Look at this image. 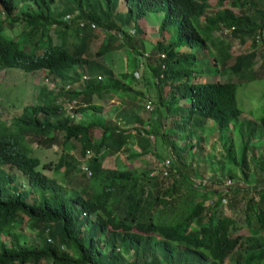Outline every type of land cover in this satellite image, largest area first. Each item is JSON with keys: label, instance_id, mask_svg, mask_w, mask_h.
<instances>
[{"label": "trees", "instance_id": "trees-1", "mask_svg": "<svg viewBox=\"0 0 264 264\" xmlns=\"http://www.w3.org/2000/svg\"><path fill=\"white\" fill-rule=\"evenodd\" d=\"M214 4L210 0H0V71L43 70L54 83L52 89L41 87V98L9 121L1 118L0 108V264H264V185H250L246 156L247 150L256 152L252 161L257 170L261 168L264 131L253 119L237 123L242 111L236 83L208 79L218 75L219 67L195 52L191 59L201 65L182 70L176 51L178 46L207 50L212 31L223 33L234 27L230 34L243 42L250 39L251 50L225 67L243 74L253 59L264 58V0ZM161 6L165 9L162 34L150 41L155 50L147 53L141 50L145 44L139 36L144 31L137 20ZM201 16L206 36L193 24ZM172 25L177 36L168 42L164 31ZM14 26H22L17 37L6 32ZM129 43L140 47L138 55L156 78L155 97L138 70L113 73L102 60ZM38 49L40 53L35 52ZM67 98L75 99L77 107L66 108ZM110 99L119 102L117 120L105 115V107L112 106ZM118 117L130 127H122ZM209 120L215 121L223 158L233 168L229 184L224 178L219 181L222 188L202 172L204 163L193 158L192 149L202 146L192 142L191 135L207 129ZM260 121L264 125V117ZM235 125L244 140L240 155L232 140ZM132 130L141 137L152 136L155 147L162 143L168 149L169 156L158 157L170 158L165 175L160 170L135 173L129 165H103L105 158L134 140ZM72 141L78 144L77 154L71 153ZM31 142L56 146L58 159L43 162L30 155L27 149L32 148L25 145ZM188 150L192 157L185 156ZM138 152L152 153L147 147ZM13 167L28 185L17 178ZM74 171L100 189L88 182L80 186ZM194 178L206 182L195 186ZM71 184L78 186L70 188ZM224 205L234 217L223 212ZM238 221L248 227V235L230 234ZM25 228L35 236L28 238Z\"/></svg>", "mask_w": 264, "mask_h": 264}, {"label": "rangeland", "instance_id": "rangeland-1", "mask_svg": "<svg viewBox=\"0 0 264 264\" xmlns=\"http://www.w3.org/2000/svg\"><path fill=\"white\" fill-rule=\"evenodd\" d=\"M216 0H210V4L215 5ZM122 3V2H121ZM120 3V4H121ZM119 9H124L123 6H119ZM214 7V6H212ZM216 7V6H215ZM165 9L163 6H161L158 10H155L154 12L148 13L144 18L138 19L137 24L143 28L144 34L143 36L140 35V39L143 40L145 46L141 48V50H145V52L149 53L150 50L153 49L149 43L152 40H155L157 38H160L162 31L159 30L161 20L164 16ZM207 13H211V10L207 11ZM193 24L196 26L198 31L202 36H206V29L204 27V16L199 17V19H193ZM22 30V26H14L13 28H6V32L12 36L17 37L19 32ZM166 38L169 40L168 42H171L176 39L177 31L176 26L172 25L168 31H164ZM137 38V37H136ZM30 44V43H29ZM250 39L246 38L245 41H240L239 38H234L231 34L223 35L219 30H214L211 32V36L208 42L209 48L207 50H196L194 48H188L185 46H178L176 47L177 51V57L179 58V65L182 66L183 69H189V68H195L201 65L200 61H195L191 59L192 53L199 54L200 57H208L211 61V63L217 67H219L218 75H212L209 76L208 79L212 80H230L236 83V99L237 104L240 107L241 115L237 119V123H244L247 118L253 119L255 121H258L259 124V130L264 131V125L260 121L262 117H264V63L263 59L259 56H257L255 59H253L247 67V69L243 70V74L233 71L232 68L225 67V65H231L236 56L240 54H245L251 50V47L249 46ZM92 48H95V44H92ZM140 48V47H139ZM138 47L133 45L132 43H129L128 45H125L120 50H115L112 52L106 53L102 60L108 65L113 73L120 72V71H127V72H136L139 71L138 75L140 74L141 77H145L147 82V87L150 88L152 97H155L156 95V86H155V76L151 72V69L149 66L143 62L142 56L138 55ZM36 53H40L39 49L35 51ZM251 53V52H250ZM137 56L138 58L136 60L130 59L132 56ZM216 57V59H215ZM134 58V57H133ZM215 59V61H214ZM215 62V63H214ZM204 65V64H203ZM136 74V73H135ZM251 80H248V77L254 76ZM45 78L48 79V81L45 80ZM202 80V79H198ZM54 83L52 79L49 77V74L45 73L43 70H37V71H24L20 68H4L0 71V108L2 110V116L1 118L3 120L9 121V119L14 116L21 113L22 108L24 106L32 107L33 103L38 101L39 97L41 96V91L39 90L41 87L47 86L48 88L53 87ZM139 86L135 87L138 88ZM141 88L145 89L141 86ZM140 90V89H135ZM145 92V90H144ZM145 94H147L145 92ZM41 98V97H40ZM108 107V106H107ZM105 107V110H107L105 115L113 120H117V117L112 113L113 111H117L113 107V109ZM80 118V114H77V117L75 120H78ZM121 122V120H120ZM122 123V122H121ZM238 123V124H239ZM209 124V125H208ZM207 129H198L196 133L191 135V141L194 143H200L202 146V149L200 146L196 144L195 148L192 149V152L194 153V159L195 161H198L200 163H204L203 166L200 165L202 168V172L205 173L206 177L208 179L216 180L217 187L222 188V184L219 183L223 180V178L226 181L228 180V173L230 170H233L226 161L224 160V149L221 145L222 139L220 140L218 138L219 131L217 129V125L215 121L209 120ZM211 127V128H210ZM213 129V130H212ZM213 131V132H212ZM232 140L234 141V144L238 150V155H240V144L242 145L244 143V140L241 137L240 127L237 125L232 127ZM212 132L211 136L209 137L208 133ZM136 134V133H135ZM264 136V135H263ZM148 137V138H147ZM171 138V137H169ZM152 136H142L141 139H139V145L142 147H148L149 150L152 151V153L148 154H136L137 156L133 158V164L135 165L134 171L135 173L141 172L143 170L147 169H153L154 171L160 170L162 160H159L158 157H167L169 156L168 149L162 145H158L155 147L153 142ZM219 139V140H218ZM145 140V141H144ZM180 142V141H179ZM73 149L72 153L77 154V148L78 144L76 141H72ZM136 143L131 141L124 149H122L119 153L112 157H107V160H104L103 164L108 165L110 168H117L123 166H127L128 162L125 160L124 156L129 155L130 153H136L140 150V152L143 151V148L140 149L137 147ZM195 145V144H194ZM26 149L28 146H31V150L27 149L29 154L32 156H39L43 162L53 161L58 159V151L56 146H52L50 148H45L43 146H38L31 142V145H25ZM133 147L139 149L136 151V149L133 150ZM179 149V148H178ZM135 151V152H134ZM191 150H188L185 153V156L192 157ZM257 153H250L249 150L246 151V156L249 161V167H250V177H249V183L251 184H258L259 186L264 185V161L260 162V169H256L254 167V163L252 161V155H256ZM157 155V156H156ZM187 161V159H186ZM124 163V164H123ZM12 171L17 172V178L24 183V185H28L25 180V176L16 171L14 168ZM49 176H60L59 174L55 175L56 173L52 171H44ZM74 175L78 174V172H73ZM238 178L240 179L239 175ZM77 179H79L78 182H81L80 186L82 184H85L88 182L89 177H84L80 174L75 176L74 181L76 182ZM222 179V180H221ZM62 182V181H61ZM240 185H243V181L240 180L238 182ZM90 184L91 188L94 189H100V185H97L90 180L88 182ZM70 188H74L78 185H68ZM79 192V189H76ZM74 191H70L72 193ZM199 194H197L198 196ZM209 199H211V196H208ZM210 202V201H208ZM183 206H180V208ZM223 212L229 216L234 217V211L230 210L227 206L224 205ZM172 221V214L168 217V222ZM25 233L28 235V238L35 236V232L30 231L29 229H24ZM231 235H248L249 229L248 227L243 224L241 221H238L235 227H233L230 230ZM226 264H228V261H226Z\"/></svg>", "mask_w": 264, "mask_h": 264}, {"label": "built area", "instance_id": "built-area-1", "mask_svg": "<svg viewBox=\"0 0 264 264\" xmlns=\"http://www.w3.org/2000/svg\"><path fill=\"white\" fill-rule=\"evenodd\" d=\"M233 29H234V27H231L229 29H224L223 30V35L230 34ZM256 38L259 39V36L256 35ZM45 80L48 81L47 78H45ZM65 107L68 108V109H74V108L77 107V101L75 99H73V98H71V99H68L67 98V99H65ZM71 116H73V113H71ZM169 166H170V158L164 159L162 161L161 167H160L161 173L165 175L167 173L168 169H169ZM155 172L156 171H153L152 174L155 173ZM205 182L206 181L205 180H202V179H197V178H194L193 179V184L195 186L199 185L200 183L203 184ZM225 183L226 184H229V181H226Z\"/></svg>", "mask_w": 264, "mask_h": 264}, {"label": "crops", "instance_id": "crops-1", "mask_svg": "<svg viewBox=\"0 0 264 264\" xmlns=\"http://www.w3.org/2000/svg\"><path fill=\"white\" fill-rule=\"evenodd\" d=\"M109 103H110V105H112V106H110V107H112V109H113V107H117L118 105H119V102L118 101H116V102H114L112 99H110V101H109ZM109 106H108V108H110ZM119 107V106H118ZM107 110H105V112H106ZM118 112V110L115 112V111H113L112 113L115 115L116 113ZM116 116V115H115ZM120 120H121V122H120ZM118 121H119V124L121 125L122 124V127H130V126H127V125H124V121L122 120V119H120V117H118ZM132 133H134L133 135H134V140H132L133 141V144H134V142L136 143V145H137V147H139L140 149H142L143 147L141 146V145H139V139H141V136H139V135H137V134H135L136 132H134V130H132ZM131 141V140H130ZM145 141V140H144ZM131 143V142H130ZM135 145V146H136ZM146 148V147H145ZM148 148V147H147ZM134 149H136V151H138L139 149H137V148H135V147H133V150ZM149 149V148H148ZM121 151V150H120ZM119 151V152H120ZM140 151V150H139ZM135 152V151H134ZM71 153H72V150H71ZM150 153V152H149ZM138 154H140L139 152H136V153H133V155H131V153L129 152V155H127V156H124V158H125V160H127V162H128V165H129V167H133V168H135V165L133 164V158L134 157H136ZM144 154H146V153H144ZM114 155H116V154H114ZM114 155H111V156H108V157H112V156H114ZM104 160H107L108 161V159L107 158H105ZM104 165V164H103ZM105 167H109L107 164L106 165H104ZM110 168V167H109Z\"/></svg>", "mask_w": 264, "mask_h": 264}, {"label": "clouds", "instance_id": "clouds-1", "mask_svg": "<svg viewBox=\"0 0 264 264\" xmlns=\"http://www.w3.org/2000/svg\"><path fill=\"white\" fill-rule=\"evenodd\" d=\"M14 168V167H13ZM13 168H11V169H13ZM16 171H18L16 168H14ZM18 172H20V171H18ZM17 173V172H16ZM21 173V172H20Z\"/></svg>", "mask_w": 264, "mask_h": 264}]
</instances>
